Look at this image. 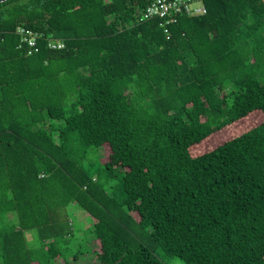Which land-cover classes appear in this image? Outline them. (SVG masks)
<instances>
[{"label":"trees","instance_id":"trees-1","mask_svg":"<svg viewBox=\"0 0 264 264\" xmlns=\"http://www.w3.org/2000/svg\"><path fill=\"white\" fill-rule=\"evenodd\" d=\"M150 1L0 3V264H71L88 238L95 264H264V121L191 154L264 113V0H202L169 38Z\"/></svg>","mask_w":264,"mask_h":264},{"label":"rangeland","instance_id":"rangeland-1","mask_svg":"<svg viewBox=\"0 0 264 264\" xmlns=\"http://www.w3.org/2000/svg\"><path fill=\"white\" fill-rule=\"evenodd\" d=\"M264 121V113L260 110H255L248 115L232 122L227 125H225L221 130L213 133L203 141L199 142L198 144L194 145L191 148V154L193 156H201L205 154L206 152L214 149L218 145L222 144L223 142L230 140L236 136H239L241 134H244L245 132L249 131L250 129L256 127L260 123ZM103 153V161H106L109 159L111 150L108 146H105L102 151ZM75 212L77 214V217L81 220V225L83 229H88L91 223V218L88 215L87 212L75 208ZM77 218V219H78ZM83 232H81L79 235H82ZM84 235V234H83ZM82 235V237H83ZM85 236V235H84ZM36 233L35 231L29 232V239L35 240ZM92 238H88L84 240V243H82L80 240L76 241L77 243H74L71 252V264H95L96 262V255L100 251L99 245L92 246L93 242L91 240ZM92 242V243H91ZM79 244H82L83 246H79ZM76 247V248H75ZM85 253L84 255H80V260L75 261L74 253ZM59 258V256H58ZM165 263L167 264H186L182 259L178 257H165L164 258Z\"/></svg>","mask_w":264,"mask_h":264},{"label":"built area","instance_id":"built-area-1","mask_svg":"<svg viewBox=\"0 0 264 264\" xmlns=\"http://www.w3.org/2000/svg\"><path fill=\"white\" fill-rule=\"evenodd\" d=\"M207 12L202 0H151L145 7L140 17L141 21L157 19L160 26L170 37V25L177 22L180 16H196ZM22 41L28 46V53L33 54L39 51L38 40L42 33L30 28L19 26L16 31ZM50 49H63L66 44L64 39L50 37L47 40Z\"/></svg>","mask_w":264,"mask_h":264},{"label":"water","instance_id":"water-1","mask_svg":"<svg viewBox=\"0 0 264 264\" xmlns=\"http://www.w3.org/2000/svg\"><path fill=\"white\" fill-rule=\"evenodd\" d=\"M5 1H8V0H0V3H3V2H5Z\"/></svg>","mask_w":264,"mask_h":264},{"label":"crops","instance_id":"crops-1","mask_svg":"<svg viewBox=\"0 0 264 264\" xmlns=\"http://www.w3.org/2000/svg\"><path fill=\"white\" fill-rule=\"evenodd\" d=\"M97 257V256H96Z\"/></svg>","mask_w":264,"mask_h":264}]
</instances>
